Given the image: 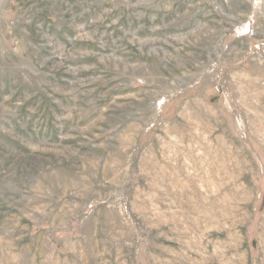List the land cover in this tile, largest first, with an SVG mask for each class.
Masks as SVG:
<instances>
[{
  "label": "rangeland",
  "instance_id": "obj_1",
  "mask_svg": "<svg viewBox=\"0 0 264 264\" xmlns=\"http://www.w3.org/2000/svg\"><path fill=\"white\" fill-rule=\"evenodd\" d=\"M0 264H264V0H0Z\"/></svg>",
  "mask_w": 264,
  "mask_h": 264
}]
</instances>
